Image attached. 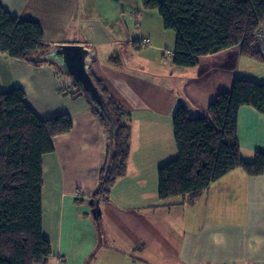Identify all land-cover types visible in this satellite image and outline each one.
<instances>
[{"label": "crops", "instance_id": "crops-1", "mask_svg": "<svg viewBox=\"0 0 264 264\" xmlns=\"http://www.w3.org/2000/svg\"><path fill=\"white\" fill-rule=\"evenodd\" d=\"M0 1L12 15L38 21L48 44L94 48L91 71L132 126L127 171L108 195L98 194L109 136L87 97L64 90L75 87L58 64L0 51V92L20 87L41 118L69 113L73 119L71 131L55 136L43 157L50 264H264V174L233 169L194 201L162 200L158 193L159 167L178 155L175 111L184 103L193 115L205 114L219 92L231 90L243 57L239 45L182 67L167 56L177 32L143 0ZM256 61L249 56L247 64L263 73ZM238 140L245 160L264 152V112L240 107Z\"/></svg>", "mask_w": 264, "mask_h": 264}, {"label": "trees", "instance_id": "trees-1", "mask_svg": "<svg viewBox=\"0 0 264 264\" xmlns=\"http://www.w3.org/2000/svg\"><path fill=\"white\" fill-rule=\"evenodd\" d=\"M143 5L157 9L165 28L177 32L174 50L171 56L167 53L174 65L196 66L200 56L235 45L242 56L264 60L260 51L253 50L255 31L264 22V0H143ZM51 47L38 21L12 15L0 1L2 53L33 64L56 63L33 60ZM94 79L117 125L110 168L106 174L109 145L98 191L108 195L115 180L127 171L132 126L123 105L101 80ZM73 86L64 90L86 97ZM90 105L107 129L105 118ZM243 105L264 112V82L236 76L231 90L219 92L202 115H193L184 103L178 106L173 116L178 155L158 169L160 199L194 201L236 168L249 175L264 174L263 151L256 152L251 161L241 155L238 113ZM72 128L69 113L46 119L37 115L22 88L0 92V264L51 263V243L43 233V157L53 151V138Z\"/></svg>", "mask_w": 264, "mask_h": 264}, {"label": "water", "instance_id": "water-1", "mask_svg": "<svg viewBox=\"0 0 264 264\" xmlns=\"http://www.w3.org/2000/svg\"><path fill=\"white\" fill-rule=\"evenodd\" d=\"M33 60L56 62L105 118L108 125L109 145L111 148L106 168L107 174L111 164V157L114 153L112 140L117 132V125L115 117L109 108L108 99L97 85L91 71L93 62L97 60L95 49L80 43H58L52 45L44 53L34 56Z\"/></svg>", "mask_w": 264, "mask_h": 264}, {"label": "rangeland", "instance_id": "rangeland-1", "mask_svg": "<svg viewBox=\"0 0 264 264\" xmlns=\"http://www.w3.org/2000/svg\"><path fill=\"white\" fill-rule=\"evenodd\" d=\"M152 10L155 11V13L157 11L156 9H152ZM157 13H158V11H157ZM239 59H240V62L238 63V67H239V75L238 76L247 77V76L243 75V74H245V75H248L249 78H252V79L257 80L259 82H264V72L263 73L262 72H258L256 69L250 67V65L247 64V60L249 59V56L248 57L247 56H243V57L238 56V60ZM258 60L259 61L255 62V65L261 66L262 68H264L263 60H261V59H258ZM234 63H235V61H234ZM59 68H60V66H59ZM61 75H62V78L69 77L67 75V73H65V72H62ZM69 79L73 82V80L70 77H69Z\"/></svg>", "mask_w": 264, "mask_h": 264}, {"label": "built area", "instance_id": "built-area-1", "mask_svg": "<svg viewBox=\"0 0 264 264\" xmlns=\"http://www.w3.org/2000/svg\"><path fill=\"white\" fill-rule=\"evenodd\" d=\"M255 38H256V42H254L253 50L260 51L261 55L264 57V22L255 31ZM168 55L171 56V53H168Z\"/></svg>", "mask_w": 264, "mask_h": 264}]
</instances>
